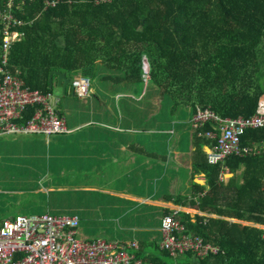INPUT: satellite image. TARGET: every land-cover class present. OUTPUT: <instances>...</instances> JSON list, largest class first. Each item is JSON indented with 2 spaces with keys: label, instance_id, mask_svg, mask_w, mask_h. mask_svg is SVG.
<instances>
[{
  "label": "trees",
  "instance_id": "1",
  "mask_svg": "<svg viewBox=\"0 0 264 264\" xmlns=\"http://www.w3.org/2000/svg\"><path fill=\"white\" fill-rule=\"evenodd\" d=\"M0 11L23 22L13 28L22 37L12 45L11 70H19L28 88L45 95L52 94L49 77L56 71L69 80L63 96L71 95L75 78L108 80V70L120 73L121 87L141 83L145 60L147 83L191 115L200 108L221 118H249L264 97V0H0ZM2 28L0 19V46ZM121 94L134 97L141 108L136 116L147 120L149 104L142 94ZM35 112L29 107L20 124ZM214 129L207 122L202 131ZM263 143L264 127L242 137L247 154L216 165L198 159L193 167L206 175L209 189L191 183L196 200L187 205L173 199L175 205L217 216L191 218L179 212L177 217L188 232L221 248L204 264H264ZM253 146L258 152L251 153ZM225 167L234 174L242 171L240 184L220 181Z\"/></svg>",
  "mask_w": 264,
  "mask_h": 264
},
{
  "label": "crops",
  "instance_id": "2",
  "mask_svg": "<svg viewBox=\"0 0 264 264\" xmlns=\"http://www.w3.org/2000/svg\"><path fill=\"white\" fill-rule=\"evenodd\" d=\"M17 71L19 70L12 72ZM70 93L74 96L71 89ZM104 95L108 96L105 93ZM133 98L121 94V100H124L122 105L119 102L115 104L119 112L118 123L111 122L110 115L104 117L106 121L103 122H90L83 118L67 121L64 118L68 132L50 136L52 139L47 140L46 145L48 154L41 157L45 163L42 177L53 176L54 185L46 186L43 183L40 188L32 187L33 177L27 172V167L15 163L25 158H9L15 165H5L0 169V210L8 212L12 207L20 211L22 208L26 211L40 210L44 208L46 201L48 212L53 208L56 214L78 217L77 234L81 237L79 239H105L96 237L101 235L99 234L101 230L114 236L118 231L127 232L126 240L119 243L125 245L135 242L136 249L127 246L125 251L141 264L171 263L173 260L159 247L161 241L159 229L164 214L177 210L178 214L183 212L189 214L191 218L196 214L205 218H217L216 215L173 203V199L179 197L182 199L181 202H187V205L191 199L196 200L191 195V183L209 189L206 175L196 171L193 166L198 159V161L207 159L206 155L214 143L203 144L202 139L206 138L199 136V131L190 127L191 112L188 109H183L180 113V119L185 121L179 124L170 123L166 119L163 124L156 123L145 127L136 125V115H139L138 111H141V108ZM132 99L133 102H130ZM78 100L82 102L81 99ZM77 107L81 108V105ZM123 120L125 122H122ZM2 139L0 137V144L8 146L17 142ZM24 145L30 150L45 146L41 140ZM168 146L170 150L166 155ZM261 149L264 150V143ZM256 152L258 149L253 146L251 153ZM27 161L32 160L28 158ZM17 170L25 174L20 179L21 181L23 178L26 179L28 188H20L17 187L18 183L14 184ZM241 174V170L234 174L225 167L220 175V181L226 185L233 179V184L238 185L242 181ZM54 188L56 189L53 190ZM178 189L180 193L177 194ZM27 190L29 193L19 198V195L22 196ZM51 193L52 204H49ZM192 210L196 214L185 212ZM10 217L14 216L8 215L2 220ZM186 232L191 233L187 230ZM114 240L118 239L110 241ZM180 259L189 263L188 259Z\"/></svg>",
  "mask_w": 264,
  "mask_h": 264
},
{
  "label": "built area",
  "instance_id": "3",
  "mask_svg": "<svg viewBox=\"0 0 264 264\" xmlns=\"http://www.w3.org/2000/svg\"><path fill=\"white\" fill-rule=\"evenodd\" d=\"M0 19L3 22L0 135L38 134L50 137L67 133L65 120L57 113L58 101L53 95L31 90L20 71L14 73L10 70L12 45L22 37L13 28L22 26L23 22L11 12L0 11ZM71 90L75 97L84 100L90 91V81L77 77L72 82ZM29 107L36 108L35 115L28 122L20 124ZM207 122L214 123L215 129L202 133ZM190 127L199 131V136L214 141V146L207 153V161L211 165L235 155L247 154L250 150L242 147L241 139L248 130L264 127V99L260 98L254 114L249 118H221L209 109L196 108L190 117ZM177 215V210L164 214L159 229V247L173 260L169 264H180L177 260L183 257L188 258V264H204L205 259L221 252L219 246L202 236L187 233ZM78 223L77 216L52 215L49 212L4 219L0 224V264H141L125 251L127 246L136 249L135 242L122 245L105 239H79L76 237Z\"/></svg>",
  "mask_w": 264,
  "mask_h": 264
},
{
  "label": "rangeland",
  "instance_id": "4",
  "mask_svg": "<svg viewBox=\"0 0 264 264\" xmlns=\"http://www.w3.org/2000/svg\"><path fill=\"white\" fill-rule=\"evenodd\" d=\"M12 7L13 5H9ZM108 70V69H107ZM148 73V66L146 61L144 60V66H143V76L145 80L141 83H128V85L121 87V82L118 83L116 79L118 76H120V73L113 72L111 70L106 71V75L110 78L108 80H101L100 75L94 76L90 79V91L88 94V97L79 101L77 98H75L72 95L63 96L61 91L56 88V86H53V98L58 101L56 105V110L63 115V118L65 120H70L74 118H83V120H89L90 122H103L104 117H109L111 122L118 123V115L119 112L117 111V103L119 102L120 105H122L124 100H121V92L127 93L135 96L136 98L142 94V97L144 102L149 104V107L147 109H144L146 114L148 115L147 120L143 121L139 119L136 116L135 124L139 125L141 127L145 126H151L157 124H163L166 119H168V122L170 123H182L180 119V113L183 111L182 108L173 107L172 103L170 101L167 102V100L160 98L157 90L152 87L151 83H147V76ZM105 94H108V96H105ZM118 96V97H117ZM111 97V98H110ZM261 99H264V97H261ZM116 104V105H115ZM81 105V108H78L77 106ZM107 106L108 108L106 109ZM83 114L85 116H83ZM82 116V117H81ZM114 116V117H113ZM114 118V119H113ZM185 119V118H184ZM122 122H125L124 120ZM126 125H123L125 127ZM2 137V140H8L10 142L17 141L15 145L8 146L7 144H0V169H2L5 165H15V163L22 164L27 167V172L29 173L32 181V187L40 188L41 185L44 183L47 185H54L52 183V177L49 178H43L42 175L44 173V166L45 163L42 160L41 157H44L48 154V149L46 148L47 140H51V138L44 136V135H35V134H18V135H0ZM34 140H41L43 141V145H45L43 148H35V149H27L24 145V143L28 144ZM170 146L167 148V154L169 152ZM160 154V153H159ZM207 156V155H206ZM12 157H19V158H25L24 160L17 161L14 163V161L9 160V158ZM30 159L32 161H27V159ZM32 166V167H30ZM16 181L14 184H19L17 187L20 188H28V183L26 182V179L23 178V181H21L20 177H23L25 174L21 170H17L15 173ZM229 178V177H228ZM67 179V178H64ZM226 179V178H225ZM233 183V179H232ZM3 185H5V181L3 182ZM54 188L53 190H55ZM29 193V191H25L22 196L19 195V198H23ZM180 193V189H178L177 194ZM50 203L52 204V196L53 194H50ZM48 212L47 202L44 203V208L40 210H30L26 211L24 208L22 210H18V208L12 207L8 212L5 210H0V219L5 218L8 215H42L46 214ZM190 214H196L195 211H185ZM49 213L52 215H60L54 213V209L50 208ZM159 223V222H158ZM246 224V223H243ZM153 225H156V223H153ZM262 228V227H260ZM79 228L77 227V231ZM160 231V230H159ZM99 236L105 238L107 240L112 239H118L114 241H125L127 232H120L118 231V234L115 236L110 233H105L102 230L99 232ZM77 238H81L78 234L76 235ZM84 239V238H82ZM184 259H178V262H184Z\"/></svg>",
  "mask_w": 264,
  "mask_h": 264
},
{
  "label": "water",
  "instance_id": "5",
  "mask_svg": "<svg viewBox=\"0 0 264 264\" xmlns=\"http://www.w3.org/2000/svg\"><path fill=\"white\" fill-rule=\"evenodd\" d=\"M53 76H56V87L60 89L62 95L65 93L66 88L68 86L69 80L66 78L64 73L61 72H51L49 77V89H53Z\"/></svg>",
  "mask_w": 264,
  "mask_h": 264
}]
</instances>
